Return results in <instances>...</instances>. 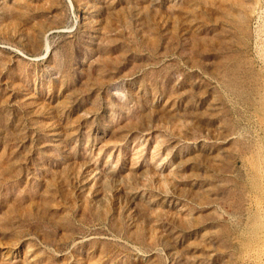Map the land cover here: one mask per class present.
Masks as SVG:
<instances>
[{"label": "rangeland", "instance_id": "rangeland-1", "mask_svg": "<svg viewBox=\"0 0 264 264\" xmlns=\"http://www.w3.org/2000/svg\"><path fill=\"white\" fill-rule=\"evenodd\" d=\"M0 264H264V0H0Z\"/></svg>", "mask_w": 264, "mask_h": 264}]
</instances>
